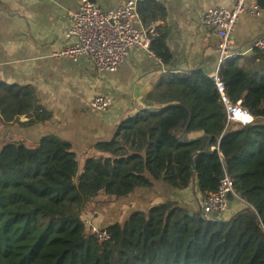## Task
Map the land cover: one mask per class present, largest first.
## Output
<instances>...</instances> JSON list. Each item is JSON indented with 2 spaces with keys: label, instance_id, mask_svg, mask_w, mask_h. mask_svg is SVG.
I'll list each match as a JSON object with an SVG mask.
<instances>
[{
  "label": "trees",
  "instance_id": "obj_1",
  "mask_svg": "<svg viewBox=\"0 0 264 264\" xmlns=\"http://www.w3.org/2000/svg\"><path fill=\"white\" fill-rule=\"evenodd\" d=\"M138 14L151 30V50L170 58L167 28L151 27L167 18L165 5L142 0ZM255 52L218 70L225 96L249 110L252 124L228 122L214 78L194 70L162 77L146 96L155 107L123 120L84 164L53 135L3 144L0 264H264V53ZM25 113L30 118L21 122ZM51 117L32 87L0 80L2 124L28 127ZM225 174L243 204L227 219L190 214L165 199L103 224L107 241L87 226L100 195L122 201L161 180L206 197Z\"/></svg>",
  "mask_w": 264,
  "mask_h": 264
},
{
  "label": "crops",
  "instance_id": "obj_2",
  "mask_svg": "<svg viewBox=\"0 0 264 264\" xmlns=\"http://www.w3.org/2000/svg\"><path fill=\"white\" fill-rule=\"evenodd\" d=\"M93 1L111 10L125 0ZM156 1L165 5L168 15L151 27L167 28L171 57L163 60L155 53L135 49L115 72H107L99 71L86 57L76 61L61 55L72 43L67 36L69 17L78 10L80 0H0V80L32 87L52 114L49 120L28 127L0 122V149L7 142L34 144L53 135L68 141L84 164L98 152L100 142L114 137L123 120L150 107L146 96L162 77L194 70L214 77L221 65L219 37L204 23V16L211 7H232L237 0ZM257 2L263 7L262 15L243 17L235 28V59L257 57L252 44L264 34V0ZM137 25L145 27L140 17ZM97 93L111 95L115 103L105 111L93 109L90 101ZM29 118L25 113L20 121ZM235 198L231 208L211 216L226 219L221 215H233L243 207L241 199ZM135 199L134 205L145 208L153 201L176 199L191 213L201 214L204 197L198 189L178 190L159 180Z\"/></svg>",
  "mask_w": 264,
  "mask_h": 264
},
{
  "label": "built area",
  "instance_id": "obj_3",
  "mask_svg": "<svg viewBox=\"0 0 264 264\" xmlns=\"http://www.w3.org/2000/svg\"><path fill=\"white\" fill-rule=\"evenodd\" d=\"M142 0H125L116 8L106 10L93 0H80L79 8L69 17L67 36L72 43L61 54L74 60L81 57L90 59L99 71L115 72L119 66L129 58L135 49L151 50V30L138 26V4ZM263 7L257 0H237L234 6L211 7L204 16V23L216 30L219 37V63L233 60L237 57V40L235 28L241 18L247 16H261ZM255 50L264 53V34L258 36L252 44ZM218 89L228 111V122L248 125L255 121V117L241 105L233 104L224 94V84L218 73L214 75ZM115 99L108 94L97 93L90 101V106L99 111L109 109ZM239 199L240 196L230 177L225 174L218 188L204 197L202 202L203 217L212 213H222L229 207L230 197ZM99 241H107L110 234L97 227H90Z\"/></svg>",
  "mask_w": 264,
  "mask_h": 264
},
{
  "label": "rangeland",
  "instance_id": "obj_4",
  "mask_svg": "<svg viewBox=\"0 0 264 264\" xmlns=\"http://www.w3.org/2000/svg\"><path fill=\"white\" fill-rule=\"evenodd\" d=\"M103 199L105 200L104 202H106L104 203V205H103ZM235 199L236 198L234 196L230 197L229 204L231 201H236ZM135 200H136L135 196L132 195L128 198H123L122 201L118 200V201L107 203V199L103 197V195H100L98 199L95 200V202L92 201L94 203L91 202L92 203L91 205L93 204L98 205L96 208H94L95 210L93 212L89 211L88 213H86L87 226L89 228L97 227L100 229V227L103 224L111 222L113 219L125 218L133 210L140 209V208L146 209L145 207H137L136 205H134L133 203L136 202ZM217 214H220V213H217ZM221 217L227 219L228 216L221 215Z\"/></svg>",
  "mask_w": 264,
  "mask_h": 264
},
{
  "label": "water",
  "instance_id": "obj_5",
  "mask_svg": "<svg viewBox=\"0 0 264 264\" xmlns=\"http://www.w3.org/2000/svg\"><path fill=\"white\" fill-rule=\"evenodd\" d=\"M146 105L147 106H150V107H155L154 105H151V103L149 102V101H146ZM166 106V105H165ZM190 214H192L191 212H190Z\"/></svg>",
  "mask_w": 264,
  "mask_h": 264
}]
</instances>
